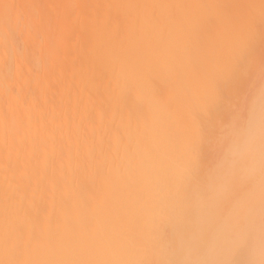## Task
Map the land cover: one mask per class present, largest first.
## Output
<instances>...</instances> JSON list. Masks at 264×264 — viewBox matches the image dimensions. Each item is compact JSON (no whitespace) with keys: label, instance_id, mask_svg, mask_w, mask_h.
<instances>
[{"label":"bare ground","instance_id":"6f19581e","mask_svg":"<svg viewBox=\"0 0 264 264\" xmlns=\"http://www.w3.org/2000/svg\"><path fill=\"white\" fill-rule=\"evenodd\" d=\"M264 0H0V264H264Z\"/></svg>","mask_w":264,"mask_h":264},{"label":"clouds","instance_id":"9594fccd","mask_svg":"<svg viewBox=\"0 0 264 264\" xmlns=\"http://www.w3.org/2000/svg\"><path fill=\"white\" fill-rule=\"evenodd\" d=\"M253 120L254 121H264V112L254 111Z\"/></svg>","mask_w":264,"mask_h":264}]
</instances>
